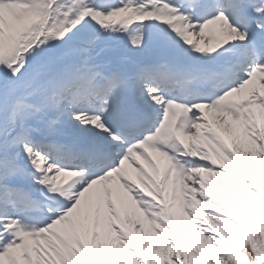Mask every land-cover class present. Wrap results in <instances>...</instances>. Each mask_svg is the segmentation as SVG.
<instances>
[{"label":"snow or ice","instance_id":"1","mask_svg":"<svg viewBox=\"0 0 264 264\" xmlns=\"http://www.w3.org/2000/svg\"><path fill=\"white\" fill-rule=\"evenodd\" d=\"M0 264H264V0H0Z\"/></svg>","mask_w":264,"mask_h":264}]
</instances>
